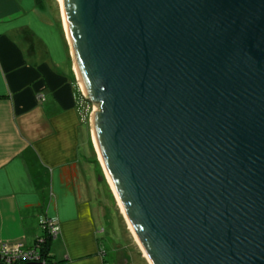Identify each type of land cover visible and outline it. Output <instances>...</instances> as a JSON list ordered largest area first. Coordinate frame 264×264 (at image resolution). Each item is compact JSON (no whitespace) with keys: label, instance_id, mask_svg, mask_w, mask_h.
I'll list each match as a JSON object with an SVG mask.
<instances>
[{"label":"water","instance_id":"obj_1","mask_svg":"<svg viewBox=\"0 0 264 264\" xmlns=\"http://www.w3.org/2000/svg\"><path fill=\"white\" fill-rule=\"evenodd\" d=\"M63 3L84 95L100 102L95 140L143 254L264 264V0Z\"/></svg>","mask_w":264,"mask_h":264},{"label":"crops","instance_id":"obj_2","mask_svg":"<svg viewBox=\"0 0 264 264\" xmlns=\"http://www.w3.org/2000/svg\"><path fill=\"white\" fill-rule=\"evenodd\" d=\"M81 91L48 1L0 0V245L33 246L53 218L55 264H101L102 247L111 264H151L125 231L117 242L107 237L112 220Z\"/></svg>","mask_w":264,"mask_h":264},{"label":"rangeland","instance_id":"obj_3","mask_svg":"<svg viewBox=\"0 0 264 264\" xmlns=\"http://www.w3.org/2000/svg\"><path fill=\"white\" fill-rule=\"evenodd\" d=\"M47 1H48L49 5L51 6L52 10L54 11L59 23L62 26L63 32L66 36L68 47L70 49V52L72 53V61L74 62L75 68L77 70V68H78L77 60H76V56H75V52H74L71 33L68 31L69 26H67V24H66V16H65V12L63 10L62 0H47ZM77 73H78V71H77ZM81 85H82V83H81ZM82 91H83V93L86 94L83 86H82ZM83 105H84L83 106L84 115H86L88 118V122L90 123V126L92 128V134H93L94 140H95L96 134H95L94 128H93L92 113L94 111H100V102L98 103L96 101L89 99ZM95 142H96V147L98 150L97 151V157H98V163H99L98 170H100L102 172V174L104 175V178H105L103 181L104 185L103 184L101 185L102 200H103L105 206H107L108 212L111 215L110 219L112 220L110 226H105V229L107 231L106 232L107 237H109L110 239L117 242L116 241L117 238L119 236H123L124 235L123 232L125 231L126 235L130 238V243L133 244V249H135V250L138 249V250L143 251L141 245L139 244L135 235L133 234L132 230L129 227L128 220L125 216V213L123 212L124 207L122 206L120 199H119V196L115 192V190H114V188L110 182V179L107 176L108 172L106 170V167H105L104 163L101 161L102 157H101L100 151L98 149L97 140H95ZM123 228H124V230H123Z\"/></svg>","mask_w":264,"mask_h":264},{"label":"built area","instance_id":"obj_4","mask_svg":"<svg viewBox=\"0 0 264 264\" xmlns=\"http://www.w3.org/2000/svg\"><path fill=\"white\" fill-rule=\"evenodd\" d=\"M38 97L40 99H44L42 94H39ZM78 99L80 105L82 106H84L83 104L87 102L83 91H81ZM42 227L43 236L38 237L33 246H26L20 242H3L0 245V259L2 262L4 264H24L26 262L39 261L45 264H50L45 245L47 240L52 242L59 236L60 225L58 220L51 218L44 219L42 221ZM100 253L102 255L101 264H111L107 258V252L103 247L100 249Z\"/></svg>","mask_w":264,"mask_h":264},{"label":"bare ground","instance_id":"obj_5","mask_svg":"<svg viewBox=\"0 0 264 264\" xmlns=\"http://www.w3.org/2000/svg\"><path fill=\"white\" fill-rule=\"evenodd\" d=\"M62 3H63V0H62ZM63 10H64V12H65V9H64V3H63ZM65 16H66V14H65ZM66 24H67V26H68L67 18H66ZM68 31L70 32L69 27H68ZM77 71H78V75H80V72H79V69H78V68H77ZM81 83H82V86H83V88H84V90H85V86H84L83 82H81ZM101 157H102V155H101ZM101 161H102V162L104 163V165H105V162H104L103 158L101 159ZM105 167H106V166H105ZM106 170H107V169H106ZM107 172H108V171H107ZM107 176L109 177L110 182H111V184H112V186H113L115 192L117 193V190H116V188H115V186H114V183H113V181H112V178H111L109 172H108V175H107ZM113 188H112V189H113ZM117 195H118V193H117ZM118 196H119V195H118ZM119 199H120V198H119ZM120 202H121V201H120ZM121 204H122V202H121ZM122 206H123V204H122ZM123 207H124V206H123ZM123 209H124L123 212L125 213V216H126V218H127V220H128V224H129L130 229L132 230V232H133V234L135 235L137 241H138L139 244L141 245V247H142L144 253L146 254V256H148V255H147V252H146L145 249H144L143 244L141 243L140 239L138 238V235L136 234V231H135V229H134V226L132 225V223L130 222V220H129V218H128V214H127L126 209H125V208H123Z\"/></svg>","mask_w":264,"mask_h":264},{"label":"trees","instance_id":"obj_6","mask_svg":"<svg viewBox=\"0 0 264 264\" xmlns=\"http://www.w3.org/2000/svg\"><path fill=\"white\" fill-rule=\"evenodd\" d=\"M95 161H96V163H98V159H95ZM98 165H99V163H98ZM98 176H99V180H100V182H102L103 183V181H104V175L102 174V172L100 171V170H98ZM41 236H43V234L42 235H40V236H38V237H41ZM51 241H48L47 240V242H46V245H45V248H46V253L48 254V258H49V263L50 264H55V262H54V258H53V255H51ZM104 249L106 250V248L104 247ZM106 252H107V250H106Z\"/></svg>","mask_w":264,"mask_h":264}]
</instances>
